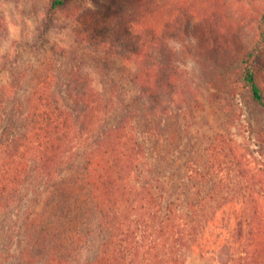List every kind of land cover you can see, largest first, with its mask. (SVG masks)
<instances>
[{"label": "trees", "instance_id": "trees-1", "mask_svg": "<svg viewBox=\"0 0 264 264\" xmlns=\"http://www.w3.org/2000/svg\"><path fill=\"white\" fill-rule=\"evenodd\" d=\"M247 1L254 0H111L110 27L133 44L108 52L133 63L124 86L69 79L58 95L42 79L23 103L13 98L0 116V264H186L192 250L204 251L222 210L235 222L224 247L231 254L217 264H264V191L257 190H264V164L226 133L203 148L205 163L183 146L193 133L187 119L201 104L193 79L176 65L185 57L207 72L233 61L229 73H238L264 116L253 61L264 33L241 60L229 51L248 19ZM66 4L51 0L49 14ZM219 158L230 160L239 191L215 190L232 184ZM232 202L237 207L228 208Z\"/></svg>", "mask_w": 264, "mask_h": 264}, {"label": "rangeland", "instance_id": "rangeland-1", "mask_svg": "<svg viewBox=\"0 0 264 264\" xmlns=\"http://www.w3.org/2000/svg\"><path fill=\"white\" fill-rule=\"evenodd\" d=\"M50 2L0 0V116L11 112L13 98L23 103L34 84L42 79L52 81L53 92L63 95L69 79L73 82L77 78L85 79L100 88L101 82L116 81L118 85L123 84V87L128 76L124 68L134 69L128 59L108 56L110 49L119 47V51L126 53L133 45L127 43L123 31L115 35L116 29L110 27L111 0H67L62 9L51 15ZM243 6L248 19L243 23L240 35L232 42L233 46H230L233 60L236 57L241 60L251 53L260 34L264 33V0L247 1ZM99 41L103 44H95ZM171 47L179 51L181 45L173 41ZM253 61L258 82L264 92V47L261 52H255ZM212 63L209 62V65ZM176 65L193 79V85L198 87L197 97L201 104L195 117L187 119V125L192 126L193 133L191 140H182L183 146L185 143L190 144L195 150L194 156L205 163L207 155L200 157L203 148L207 147L216 133H226V138L239 144V149L242 146L247 150L248 158L252 157L253 163L258 160L264 164V156L259 159L257 153L260 149L261 153L264 152V116L239 84L238 73H229L233 61L221 70L213 64L216 70L207 72L202 71L192 59L185 57H178ZM218 71L222 75L220 80L215 74ZM4 93L7 94L5 100L2 98ZM214 162L215 159H209L207 167ZM218 163L227 167L226 170L223 168L221 175L223 180L229 178L232 184L225 189L217 186L215 190L239 191V177L229 170L232 167L230 160L219 158ZM212 188V184L206 187L207 190ZM257 190L264 191L260 187ZM261 203L263 213L258 222L263 223L264 198ZM233 207H237L235 202L228 205V208ZM2 220L3 217H0V245L5 231ZM234 222L235 219L227 210L216 214L209 223V233L204 235V251L192 250L186 264H217L226 261L231 253L224 247ZM251 249H254V245Z\"/></svg>", "mask_w": 264, "mask_h": 264}]
</instances>
